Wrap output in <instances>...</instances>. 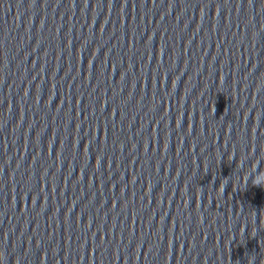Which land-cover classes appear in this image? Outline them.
I'll return each mask as SVG.
<instances>
[{"label": "clouds", "instance_id": "obj_1", "mask_svg": "<svg viewBox=\"0 0 264 264\" xmlns=\"http://www.w3.org/2000/svg\"><path fill=\"white\" fill-rule=\"evenodd\" d=\"M255 183L259 184V183H260V181H259V180H256V181H255Z\"/></svg>", "mask_w": 264, "mask_h": 264}]
</instances>
